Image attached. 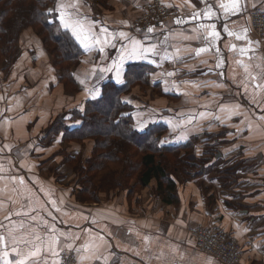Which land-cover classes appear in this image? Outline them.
<instances>
[{
  "label": "crops",
  "instance_id": "crops-1",
  "mask_svg": "<svg viewBox=\"0 0 264 264\" xmlns=\"http://www.w3.org/2000/svg\"><path fill=\"white\" fill-rule=\"evenodd\" d=\"M113 1L138 8L148 0ZM163 2L174 8V16L136 35L134 55L124 32L119 52L131 56L127 62L153 64L152 81L159 79L171 96L161 97L172 124L166 138L172 144L192 143L194 152L206 157L207 142H201L213 139L222 154L215 158L220 170L239 164L236 187L180 176L175 204L162 201L153 182L134 212L112 201L84 205L52 178V170L68 166L63 158L54 168L58 156L40 161L18 155L21 147L38 148L42 129L25 142H12L25 121L14 116L30 97L11 85L0 114V147L6 153L0 155V264L4 259L32 264L30 253L37 250L39 264H58L60 255L72 250L75 264H223L190 238L189 230L202 224L235 236L243 246L241 264H264V40L256 38L249 21L250 10L264 8V0H238L227 13L219 5L228 0ZM209 5L211 19L203 16ZM127 15L120 19L132 18ZM213 24L220 36L209 48L200 39L201 25ZM123 27L132 34L131 26ZM201 48L208 50L197 55Z\"/></svg>",
  "mask_w": 264,
  "mask_h": 264
},
{
  "label": "trees",
  "instance_id": "trees-1",
  "mask_svg": "<svg viewBox=\"0 0 264 264\" xmlns=\"http://www.w3.org/2000/svg\"><path fill=\"white\" fill-rule=\"evenodd\" d=\"M94 1L105 8L111 3V0ZM56 4L57 0H0V73L15 62L22 33L31 28L52 56L53 67L59 73V85L65 91L79 93L75 70L86 50L72 32L62 26L53 9ZM152 70L145 64L128 63L123 84L108 79L102 83L99 97L87 99L69 111L74 127L67 128L64 124V131L57 132L58 125H53L49 132V136L56 132L61 142L92 141L94 144L91 156L84 162L69 154L63 157L65 164L81 176L75 195L79 202L99 203L103 200L102 194L116 190L131 193L134 186H130V182L135 180L141 189L156 182L162 201L175 204L179 200L177 179L181 176L186 181L198 180L203 175L207 160L194 152L192 143L166 142L169 126L154 123L142 131L136 128L135 106L125 101L134 87L145 88L152 95L171 97L160 83L151 82ZM219 153L215 148L205 155L216 158ZM191 154L192 160L188 158ZM217 171L219 174L227 172Z\"/></svg>",
  "mask_w": 264,
  "mask_h": 264
},
{
  "label": "rangeland",
  "instance_id": "rangeland-1",
  "mask_svg": "<svg viewBox=\"0 0 264 264\" xmlns=\"http://www.w3.org/2000/svg\"><path fill=\"white\" fill-rule=\"evenodd\" d=\"M151 1L152 0L146 1L138 8L126 3L123 4L119 1H113L110 3L109 8H105L94 0H57V4L53 9L62 26L65 28L64 25L67 24V29L72 33L76 31L82 38L88 37L84 43L79 41L83 46L85 43L88 45L87 48L82 46L86 50V55L82 59L80 66L75 70L80 83L79 86L81 91L79 93L65 91L62 85H59L57 80L59 73L54 69L52 56L44 47L42 40L31 28H27L23 31L15 62L8 70L0 73V114L7 108L9 100L7 89L9 86L13 85L12 87L14 90H19L22 93H24L26 89L30 97L23 102L22 112L20 111L19 114L14 116L16 118L15 120L25 117V121H19L23 128L18 127V135H16V132L14 136L16 139H13L12 142L16 141L19 144L25 142L28 136L31 137L32 134H40V129H42V133L37 138L38 140L36 139V147L38 148H35L32 152L25 147H21L18 153L20 157L32 156L40 158V161H46V159H52L58 156L60 159L53 165L54 168H58L60 160L65 154L77 158L80 157V161L82 162L86 161L89 156H91L94 147L92 141H87L83 144L63 143L58 139L59 137L56 135V132L53 131L54 133L50 136L48 134L53 130V125H58V127L55 128L57 132L64 131V124L67 128L74 127L75 124L72 123V117L69 111L79 106L87 99H96L99 97L103 82H106L108 79H113V81L121 84L124 83L123 76L126 66L128 63L132 62H127L131 59V56L126 57L122 54L121 57L119 52L122 46L120 43V34L125 32L132 42L133 39L137 38L136 35L145 33L146 28L131 29L132 34L127 33V30L125 31V27L123 26H127L128 28L129 26H133L134 22L142 15L143 6ZM124 7H126V10H124ZM123 10L126 12H123ZM130 10L132 14L127 15ZM124 15L132 18H128L127 20L120 19ZM77 21H79V26L77 25ZM97 39H99L101 43H96ZM135 44L136 43L133 44L132 42V45H130L131 51ZM101 47L104 49L102 52L99 50ZM133 48L136 50L135 47ZM127 50H129V48H127ZM145 65L152 67L153 64ZM163 74L160 75V78H163ZM149 77L151 82H153L152 76L150 75ZM153 83H160L159 79ZM161 97L162 96L157 94L152 95L150 91H146L145 88L140 89L139 87H134L133 93L125 97V101L135 106L133 115L138 130L142 131L148 127L149 124L154 123H164L167 126L172 125L168 117L170 116L168 106L163 104L167 103V100L161 99ZM160 102L161 104H157ZM166 142L172 144L168 139H166ZM204 142H207L205 143L207 144L205 148L206 152L204 150L205 153L215 150L216 147L213 139L205 140L201 142V144H204ZM4 150V146H1L0 155L6 154L3 152ZM192 156L193 154L189 155L188 158L192 160ZM201 157H204L207 163L203 175L198 178L199 182L212 181L219 183V180H221V184H219L222 188L228 187L227 189L232 190L233 187H236L234 180H237V177H239V164L237 166H234V164L232 166L234 169L227 168L226 173L221 172L219 174L217 171L220 170L218 162L215 161L214 157L202 155ZM216 165L217 168L215 167ZM69 167L70 165L65 166L64 169L52 170L51 174L52 178L56 180L57 183L63 187L71 188L75 197L79 187L78 178L81 181L82 179L76 170L69 169ZM222 168L224 169V167ZM130 186H134L131 193L128 192V190H116L107 195L102 194L101 198L104 202L101 204L103 201L101 199L102 201L98 204L105 205L106 202L112 201L116 206L122 205L127 211L134 212L142 202V197L148 196V188H139L135 180L130 182ZM154 186L156 188V182ZM82 204L89 206L94 203ZM75 263H77V261ZM241 263L242 262H240V264Z\"/></svg>",
  "mask_w": 264,
  "mask_h": 264
},
{
  "label": "built area",
  "instance_id": "built-area-1",
  "mask_svg": "<svg viewBox=\"0 0 264 264\" xmlns=\"http://www.w3.org/2000/svg\"><path fill=\"white\" fill-rule=\"evenodd\" d=\"M174 8L163 0H152L143 6L142 15L134 22L132 29L149 28L170 20ZM251 29L260 42L264 40V8H254L249 12ZM189 236L197 249L205 252L223 264H240L243 259V246L229 231L218 225H199L189 230ZM77 256L74 251L64 252L58 264H74Z\"/></svg>",
  "mask_w": 264,
  "mask_h": 264
},
{
  "label": "snow or ice",
  "instance_id": "snow-or-ice-1",
  "mask_svg": "<svg viewBox=\"0 0 264 264\" xmlns=\"http://www.w3.org/2000/svg\"><path fill=\"white\" fill-rule=\"evenodd\" d=\"M205 2L207 3V0H205ZM237 4H238V0H228V4L221 3L219 5V7L222 8L227 13L229 10H233L234 11ZM229 5H231V9L229 8ZM203 16L205 18L211 19L212 8H211L210 5L208 6L207 11H205L203 13ZM77 25L79 26V21H77ZM64 26H65V28L68 27L67 24H65ZM201 28L203 29V31L201 32L200 39L202 41L206 42L209 45V48H211L215 44L216 40L219 38L220 33L216 30L214 24L213 25H209V26L201 25ZM209 29H211V30H209ZM149 31H151V29H149ZM72 34L76 38V40L80 41L81 43H84V41L88 39V37H83L82 38L79 34H77L76 31H73ZM120 35L124 36V33H121ZM229 35H231V33H229ZM239 38L240 37L237 36V39H239ZM96 43H101V41L99 39H97ZM84 46L86 48L88 47V45L86 43L84 44ZM99 50L102 52L104 49H103V47H101ZM206 50H208V49H204V48L198 49L197 50V55H199L200 52H203V51H206ZM134 54H137L135 49H133V52L130 53V55H134ZM139 54L143 55V51L141 50ZM169 75H172V73H169ZM3 240H4V238L0 237V241H3ZM25 243H28V242L26 241ZM37 251H33V252L30 253V255L33 257L32 264H39V261L35 259V257L37 256ZM13 252H16L17 255H23V253L22 252H18L15 247L13 248ZM8 255H9L8 252L4 253L5 257H7ZM3 264H13V262L9 261L8 259H4L3 260ZM15 264H25V260L21 259L19 261H16Z\"/></svg>",
  "mask_w": 264,
  "mask_h": 264
},
{
  "label": "water",
  "instance_id": "water-1",
  "mask_svg": "<svg viewBox=\"0 0 264 264\" xmlns=\"http://www.w3.org/2000/svg\"><path fill=\"white\" fill-rule=\"evenodd\" d=\"M220 156H222V154H221V153H219V154H218V157H220Z\"/></svg>",
  "mask_w": 264,
  "mask_h": 264
}]
</instances>
